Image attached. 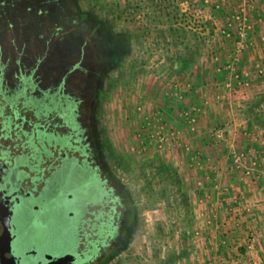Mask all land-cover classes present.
Returning <instances> with one entry per match:
<instances>
[{"label":"rangeland","instance_id":"obj_1","mask_svg":"<svg viewBox=\"0 0 264 264\" xmlns=\"http://www.w3.org/2000/svg\"><path fill=\"white\" fill-rule=\"evenodd\" d=\"M38 1L0 0V158L23 157V175L35 174L36 60L49 62L72 25L83 45L115 44L121 55L94 118L131 220L104 264H264L258 225L236 221L227 186L228 172L250 185L264 174V0H67L56 19ZM234 153L252 160L236 166ZM238 202L241 215L254 212ZM56 223L43 228L48 237ZM28 231L18 228L15 254L37 245Z\"/></svg>","mask_w":264,"mask_h":264},{"label":"flooded vegetation","instance_id":"obj_2","mask_svg":"<svg viewBox=\"0 0 264 264\" xmlns=\"http://www.w3.org/2000/svg\"><path fill=\"white\" fill-rule=\"evenodd\" d=\"M38 3L46 6L45 13L54 19L57 8L67 10V0ZM64 24L61 26H68ZM83 24L81 29L87 27ZM67 29L60 46L53 42L49 62L42 66L36 60L39 98L34 106V128L41 149L31 157L35 174L28 178L23 175L19 167L26 162L23 157L13 159L12 168V161L0 158V200L12 209V252L24 244L18 236L21 226L29 227V239L37 243L21 254L14 253L19 264H55L50 262L54 257L68 253L73 255L68 264H104L124 242L130 226L124 191L105 163L94 118L97 93L111 64V48L99 41L91 47L83 45L73 26ZM71 34L77 37L65 40ZM25 183L32 185L29 191L24 189ZM33 199L35 204H31ZM32 205L38 214L30 211ZM64 211H68L64 222L53 216ZM53 217L57 218L58 232L48 237L43 228ZM0 264H5L1 255Z\"/></svg>","mask_w":264,"mask_h":264},{"label":"crops","instance_id":"obj_3","mask_svg":"<svg viewBox=\"0 0 264 264\" xmlns=\"http://www.w3.org/2000/svg\"><path fill=\"white\" fill-rule=\"evenodd\" d=\"M20 78L23 80L26 79L24 76H21ZM236 126L240 128V125L231 124V127L236 128ZM242 127L244 126L242 125ZM262 176H261L262 178L259 176L257 177L258 181H256L257 183L256 185L253 184L250 185L249 182H245V181L243 184L241 181H239L240 180L239 178L237 179L234 175H231V172H228L227 186H228V205L230 206L228 208L231 210V213L238 216L236 221H239L241 219L240 221H242L244 225L246 224L247 225L256 224V226L258 225L257 227V229H259V233L257 234L259 238L258 240L262 241L264 245V174H262ZM245 184L249 187H247ZM238 200L248 202L249 207H251L252 210H254V212L252 214L248 213L246 215H241V212L243 211V209H241L243 207L242 206L243 202H238ZM217 201H218V193L216 192V201H215L216 204ZM232 219L229 216L228 223ZM259 249H261V247H259Z\"/></svg>","mask_w":264,"mask_h":264},{"label":"water","instance_id":"obj_4","mask_svg":"<svg viewBox=\"0 0 264 264\" xmlns=\"http://www.w3.org/2000/svg\"><path fill=\"white\" fill-rule=\"evenodd\" d=\"M10 197L11 195L6 196V201H9ZM11 203H13V201H11ZM11 213L12 209L10 208V204L5 203L3 200H0V224L2 226V234L0 237V255L1 261L5 264H19L16 260L15 254L11 249V239L13 237L12 225L10 223ZM72 258L73 255L68 253L62 256L54 257L50 262H55V264H68L71 262Z\"/></svg>","mask_w":264,"mask_h":264},{"label":"trees","instance_id":"obj_5","mask_svg":"<svg viewBox=\"0 0 264 264\" xmlns=\"http://www.w3.org/2000/svg\"><path fill=\"white\" fill-rule=\"evenodd\" d=\"M80 16H82L83 18H85V22L86 23H89L90 22V17L88 16V14H86V13H80ZM94 24H97V25H99V27H101L102 28V30H104V31H106V33L107 34H109V30L105 27V25H103L102 23H100V22H98V21H92ZM22 24V23H21ZM109 46H111V48L112 49H114L115 50V48H116V45L115 44H110ZM120 56L121 55H118L117 54V51H115V52H112V56H111V58L113 59V64L116 62V61H118V59L120 58ZM105 262V261H104Z\"/></svg>","mask_w":264,"mask_h":264},{"label":"built area","instance_id":"obj_6","mask_svg":"<svg viewBox=\"0 0 264 264\" xmlns=\"http://www.w3.org/2000/svg\"><path fill=\"white\" fill-rule=\"evenodd\" d=\"M233 157V164L234 165H236V166H238V165H241L242 164V162L245 160V159H249V160H252L251 159V157H249L248 155H244V154H238V153H234L233 155H232ZM262 159L264 160V156H262Z\"/></svg>","mask_w":264,"mask_h":264}]
</instances>
